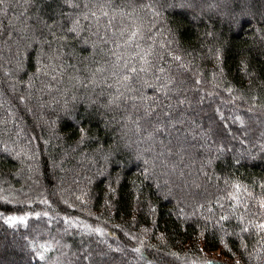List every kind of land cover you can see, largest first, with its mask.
<instances>
[{
  "label": "trees",
  "instance_id": "1",
  "mask_svg": "<svg viewBox=\"0 0 264 264\" xmlns=\"http://www.w3.org/2000/svg\"><path fill=\"white\" fill-rule=\"evenodd\" d=\"M0 264H264V0H0Z\"/></svg>",
  "mask_w": 264,
  "mask_h": 264
},
{
  "label": "rangeland",
  "instance_id": "2",
  "mask_svg": "<svg viewBox=\"0 0 264 264\" xmlns=\"http://www.w3.org/2000/svg\"><path fill=\"white\" fill-rule=\"evenodd\" d=\"M119 17L118 14H116L115 16L111 17V21H110V24L112 26H115L116 22L115 20ZM189 95V94H188ZM260 145V144H259ZM183 152H185V149L183 148L182 149ZM185 159V158H184ZM200 161L201 159H198L196 161H194V163H191L189 165V167L187 169H185L183 171L184 173V177H182V174L180 173V175H173L171 176V179H174L176 177H179V178H176L177 179V182L173 184V182L170 181V185L172 186V188L174 187V193H175V196L177 199H179L180 201H187V202H194V200L198 199L196 197V190L204 187L203 183L200 181L201 179H199L198 177H196L197 175H199V168H200ZM174 174V173H172ZM189 175H192L194 176L195 178L192 179V180H189L188 177ZM196 180V181H194ZM169 183V182H168ZM173 185H172V184ZM178 185V187H176ZM179 188V190H178ZM196 191V192H195ZM211 193V192H210ZM210 193H204L205 195L203 196V198L205 196H208ZM192 211V209H191ZM214 257H218L219 254L218 253H214L213 254Z\"/></svg>",
  "mask_w": 264,
  "mask_h": 264
},
{
  "label": "snow or ice",
  "instance_id": "3",
  "mask_svg": "<svg viewBox=\"0 0 264 264\" xmlns=\"http://www.w3.org/2000/svg\"><path fill=\"white\" fill-rule=\"evenodd\" d=\"M133 35H135V33H133ZM145 59H146V57H145ZM141 70H143V69H141ZM133 71H135V69H133ZM11 222H15V220L14 219H12V221Z\"/></svg>",
  "mask_w": 264,
  "mask_h": 264
}]
</instances>
